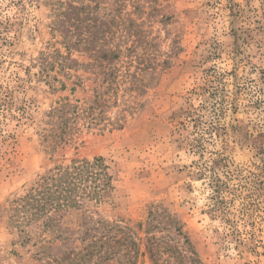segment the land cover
Listing matches in <instances>:
<instances>
[{
    "label": "rangeland",
    "instance_id": "obj_1",
    "mask_svg": "<svg viewBox=\"0 0 264 264\" xmlns=\"http://www.w3.org/2000/svg\"><path fill=\"white\" fill-rule=\"evenodd\" d=\"M96 157L100 202L24 214L41 175ZM103 225L136 264L149 241L161 263L264 264V0H0V264H58Z\"/></svg>",
    "mask_w": 264,
    "mask_h": 264
},
{
    "label": "trees",
    "instance_id": "obj_2",
    "mask_svg": "<svg viewBox=\"0 0 264 264\" xmlns=\"http://www.w3.org/2000/svg\"><path fill=\"white\" fill-rule=\"evenodd\" d=\"M111 86L112 84L108 88ZM102 96L104 97V94L99 93L97 97L101 99ZM107 168L102 157H96L93 160H72L68 165H56L41 175L18 202L21 203L22 211L28 217L44 216L45 228L55 226L59 218L63 216V212L81 208L87 200L94 199L100 202L103 199L106 190L111 187L112 180ZM214 180L217 184V192L221 193L223 185L220 179L215 177ZM94 230L99 232L89 237L90 228L85 229L77 238L85 244L76 245L64 252L61 258L55 259L59 262L58 264H114L110 261L116 257L119 261L126 255L129 257L130 264L137 263L140 243L129 228L119 229L122 233H114L113 227L108 225L95 226ZM176 230L178 234H182L179 228ZM62 231L67 233L71 230ZM80 231L81 229H78L75 233ZM184 242L188 243V239L185 238ZM159 244L149 241L146 247L155 264H168L169 261L161 263L156 257L155 249H158ZM166 247L175 250L173 248L175 245L169 242ZM178 252L181 256V252Z\"/></svg>",
    "mask_w": 264,
    "mask_h": 264
}]
</instances>
